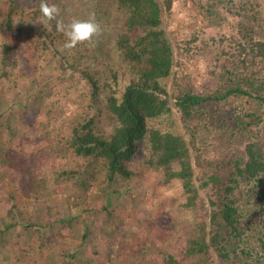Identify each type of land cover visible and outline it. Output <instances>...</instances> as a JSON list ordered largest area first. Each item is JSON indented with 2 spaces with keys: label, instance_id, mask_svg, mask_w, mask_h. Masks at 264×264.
Returning a JSON list of instances; mask_svg holds the SVG:
<instances>
[{
  "label": "trees",
  "instance_id": "1",
  "mask_svg": "<svg viewBox=\"0 0 264 264\" xmlns=\"http://www.w3.org/2000/svg\"><path fill=\"white\" fill-rule=\"evenodd\" d=\"M34 1L39 5L40 0ZM218 1L207 4L204 14L216 25L228 18L214 10ZM170 2L92 0L86 7V17L95 12L98 21L109 17L112 9L124 17L115 44L136 76L119 90L115 72L110 74L112 88L104 79L99 80L96 70L81 72L90 82L88 93L96 112H101L98 93L102 88L109 89L102 97V112L110 132L99 130L93 114L85 122L71 124L68 137H47L51 153L82 158L75 168L52 171L53 183L46 178L38 182L36 178L42 175L10 152L16 143L28 138L21 134L20 122H27L30 110L40 106L38 92L26 95L16 105V100L1 99L5 89L1 85L0 190L4 189L6 202L17 199L8 187L19 182L23 197L42 199L44 206L36 204L32 210L22 211L13 201L5 208L0 215V264H43L46 255L49 264H98L93 255L99 253V247L92 244L93 238L98 231L113 234L119 230L107 206L114 193L128 191L135 174L128 163L137 158L138 144L147 151L139 158L141 168L158 172L163 182L178 184L181 202L168 207L165 226L159 231L162 237L155 238L162 248L173 238L178 255L161 248L149 250L153 244L149 240L147 246L124 252L119 260L109 249L104 264H264V230L255 236L263 254L254 247L245 248L247 242L241 238L245 224L255 230V211L264 213V17L260 3L242 0L236 5L228 38L232 42L227 50L220 49L219 65L208 69L209 82L203 89L186 82L167 95L159 82L170 74L175 76L176 60L164 28L161 3L169 8ZM19 7L18 0H7L2 19L6 34L13 32L11 15ZM33 11L40 14L39 8ZM52 29L56 30L55 21ZM95 46L102 51L100 41ZM13 51V45L2 43L1 63L11 61ZM9 76L8 71L0 69V78H5L7 85H15ZM225 101L230 102L227 109L220 107ZM173 107L179 112L180 130H163L148 123L161 116L170 117ZM18 168L28 171L20 174ZM67 184L70 191L63 199L45 197L49 187L64 185V189ZM241 184L248 188L243 189ZM91 185H95L92 191ZM242 191H246L245 197ZM95 198L98 204L87 207ZM251 199L255 202L246 207ZM62 200L68 205L65 216L60 214ZM100 213L103 216L98 223ZM261 225L263 228L264 223ZM68 237L78 238L80 244L72 249ZM79 249L90 250L91 254L85 257Z\"/></svg>",
  "mask_w": 264,
  "mask_h": 264
},
{
  "label": "rangeland",
  "instance_id": "2",
  "mask_svg": "<svg viewBox=\"0 0 264 264\" xmlns=\"http://www.w3.org/2000/svg\"><path fill=\"white\" fill-rule=\"evenodd\" d=\"M213 1L216 0H171L169 8L161 3L164 28L173 43L176 60L173 70L176 71L175 76L177 77L173 79L175 76L170 74L169 77L159 82V85L166 89L167 95L180 83L189 82L194 87L203 89L209 82L208 69L214 65H219L217 54L220 53V49L227 50L232 42L228 38L233 30L231 26L233 17H236L233 11L236 5L241 4L242 0H232L234 6L228 0H219L215 4L214 10L217 9L221 14H226L228 17L222 20L219 25L211 24L208 17L204 15L207 4H213ZM258 1L264 17V0ZM48 2L60 7L61 16L67 23L73 17H86V7L91 4L92 0H48ZM18 3L23 8L19 7L17 12L12 13L13 32L6 34L2 26V19L7 12V0H0V69L8 71L9 78L15 81V85L12 83L7 85L6 79L0 78V87L1 85L5 86V89L1 91V99L4 102L16 100L17 105L25 100L26 95H32L33 91H37L41 103L38 108L30 110L27 122H20L21 134L28 138L23 143H16L10 152L17 161L42 175L36 178L38 182L42 180L41 178H46L53 183L54 171L75 168L77 164L82 162V158L51 153L48 148L50 141L47 137L57 139L68 137L71 124L77 121L85 122L93 114L96 115L95 122L99 130L102 133L110 132L107 116L104 111L102 112V97L104 92H109V89L102 88V91L98 93L101 112H96L95 106L91 104V94L88 93L90 82L81 72L86 70L92 73L96 70V76L100 81L104 79L109 83L111 85L109 88L114 85L110 74L115 72L119 90L136 75L131 71L115 44L118 33L122 31L124 19L117 11L112 9L113 12H110L109 17L99 20L104 29L102 36L99 37L102 51L97 46L87 43L78 44L71 50H62L65 37L52 28L51 30L45 29L39 23L42 17L33 11L37 10L39 5L36 6L34 0H18ZM2 43L14 46L11 61H8L6 65L1 63ZM72 65H78L79 69L75 67L74 69ZM71 70L74 71L73 75L69 73ZM229 103L225 101L220 104V107L227 109ZM21 112L23 113V111ZM178 115L179 112L173 107L170 117L161 116L148 123L163 130L178 131L181 128ZM146 153L145 146L138 144L137 158L128 163L129 167L135 170L130 187L128 191L120 195L114 193L110 199V205L107 206L115 215L119 230L113 234L109 231H98L99 235L93 238L95 240L92 244L95 245L96 243L99 247V253L93 255L98 264L105 263L109 249H112L111 256L119 260L123 258L124 252H129L143 245L147 246L149 240H153V244L148 246L149 250L155 251L161 248L162 250L166 249L167 252L175 253L176 256L178 255L174 251L178 244L174 242L172 245L173 238L170 240L173 249L170 250V245L162 248L158 246L155 240L157 237H162L160 234L165 226V212H169L171 207L177 206L181 202L178 184L173 181L163 182L158 172L142 169L139 158ZM18 169L20 174L28 171ZM103 177L104 171L100 175L101 179ZM62 186L64 185L49 187L45 192V197L63 199L64 196H67L70 188L69 184L64 189ZM94 186L91 185L89 190L92 191ZM241 187L246 189L248 185L241 184ZM9 188L13 190V194H16L17 199L6 202L5 191H3L4 189L0 190V196L2 195L0 215L13 201L18 204L22 211L32 210L36 204L44 206L42 199L23 197L21 195L22 184L19 182H13ZM205 191L204 188L203 192ZM242 192H244L243 197H245L246 191ZM254 202L255 200L251 199L246 207L252 206ZM97 204V198L90 199L87 207ZM59 207L60 214L67 215L68 205L63 200ZM102 216L100 213L98 223H101ZM254 221L255 224L252 226L255 230H250L249 228L252 227L245 224V231L241 238L247 242L245 248L254 247L259 254H263L255 236L264 230L261 225L262 222L264 223V213L255 211ZM155 222L157 223L156 226ZM155 230L158 232H153ZM66 240L71 243L72 249L80 244V240L76 237H68ZM78 253L85 257L89 253L91 254L90 250L83 251L81 249ZM47 256L49 255L42 259L43 264L50 263ZM129 257L133 258L132 254ZM106 264L109 263L106 262Z\"/></svg>",
  "mask_w": 264,
  "mask_h": 264
},
{
  "label": "clouds",
  "instance_id": "3",
  "mask_svg": "<svg viewBox=\"0 0 264 264\" xmlns=\"http://www.w3.org/2000/svg\"><path fill=\"white\" fill-rule=\"evenodd\" d=\"M39 12L42 17L39 23L45 29L51 30L52 22L55 21L56 31L65 37L62 50H71L78 44L85 43L95 46L104 31L95 12H90L86 18L73 17L66 23L61 16L60 7L54 3H49L48 0H40Z\"/></svg>",
  "mask_w": 264,
  "mask_h": 264
}]
</instances>
